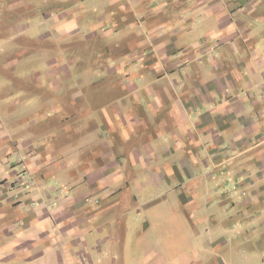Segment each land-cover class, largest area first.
Masks as SVG:
<instances>
[{"label": "crops", "instance_id": "crops-1", "mask_svg": "<svg viewBox=\"0 0 264 264\" xmlns=\"http://www.w3.org/2000/svg\"><path fill=\"white\" fill-rule=\"evenodd\" d=\"M108 1L99 13L87 0L89 38L110 39L98 80L52 81L63 94L25 121L37 142L0 122V262L104 264L124 247L134 200L143 227L164 203L161 230L221 228L225 215L233 236H256L264 264V0ZM141 175L156 194L139 204Z\"/></svg>", "mask_w": 264, "mask_h": 264}, {"label": "rangeland", "instance_id": "rangeland-1", "mask_svg": "<svg viewBox=\"0 0 264 264\" xmlns=\"http://www.w3.org/2000/svg\"><path fill=\"white\" fill-rule=\"evenodd\" d=\"M106 1L110 5V2ZM95 3L97 12L105 11L104 6L99 7L98 0H95ZM5 6L6 4L2 6L0 2V12L3 15L0 17V122L7 128L5 124L14 121L7 129L9 132L17 129L19 137L29 139L28 136L33 135V142H37L41 138L40 130L33 133L30 124L25 121L29 119L38 122L37 118H34V113H38L40 107L46 112L49 99L58 98L63 94L53 90L52 81L61 79L62 89L66 88V83L71 87L76 86L77 89L87 88L89 82L98 80L100 67L107 64L109 54L104 55L101 52L104 47L100 46L107 45L110 39L89 38L88 19L93 18L95 14L90 13L92 9H88L91 6L87 0H63L57 6L48 0H23L16 8ZM69 7L75 12L70 14ZM106 11L110 14L111 7H107ZM75 18L77 22L79 21L76 24L81 31L76 38L66 32L69 22ZM97 21L95 16L91 23ZM121 32L123 33V30ZM125 36L123 35V38ZM43 100L44 104H42ZM13 157L10 159L11 163L15 162ZM24 175L22 177L26 176ZM141 176L136 180L141 183L138 185L140 198L137 203L139 204L148 201L149 195L156 194V189L149 187L144 181L146 179ZM134 184L136 185V182ZM58 188L61 186L59 185ZM135 202L131 200L130 208L127 207L125 211L129 214L127 227L130 230L124 247H117L119 254L115 253L116 256L104 255V264L113 262H116L115 264H197L198 261H205L200 264H217L215 259L218 260V257H223L224 263L227 264H246V262L258 264L261 259L256 236L250 234L247 238L245 232L233 236L229 231L235 221H231L225 215H222L224 223L221 228L205 226L209 228V232L204 231L205 227L200 228L198 232H189L179 224H174V227L166 226V229L161 230L156 218L164 203L150 206L153 210L158 208V211L154 212L157 215L148 217L149 224L143 227L146 218L142 216L135 220L134 215L138 210L137 206L134 208ZM96 203L97 200L92 199L90 205ZM161 220L165 226L167 224L164 223L165 219ZM109 222L111 221L103 220L98 224L101 227L106 226L107 235H110ZM113 235L115 237V234ZM142 235L145 236L144 240L138 245L137 241ZM232 238L235 240L233 244L240 243L241 246L230 244ZM209 240H212V244L216 246L222 240L229 244L217 250L216 246L214 248L208 245L211 242ZM3 242L4 237L0 235V246ZM196 251L200 253L199 257L196 256ZM120 253H122L121 258ZM250 259L254 262L249 263ZM0 264H25V262L18 263L11 260Z\"/></svg>", "mask_w": 264, "mask_h": 264}]
</instances>
